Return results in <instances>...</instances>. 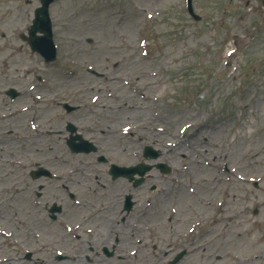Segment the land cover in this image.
Listing matches in <instances>:
<instances>
[{
	"label": "rangeland",
	"instance_id": "obj_1",
	"mask_svg": "<svg viewBox=\"0 0 264 264\" xmlns=\"http://www.w3.org/2000/svg\"><path fill=\"white\" fill-rule=\"evenodd\" d=\"M262 1L193 0L198 19L187 0H55L57 59L47 65L23 39L39 0H0V264H168L182 251L188 254L178 264H264ZM148 71L151 85L140 87L137 76ZM9 88L20 93L15 101ZM142 93L148 109L138 110ZM125 104L136 105L135 119ZM159 113L167 118L160 128L120 135ZM69 124L98 152L72 153ZM182 139L191 141L180 145L186 151L168 153ZM145 147L158 157L144 158ZM227 162L253 180H235ZM138 163L152 167L142 186L109 175L112 164ZM37 165L54 177L32 180ZM225 200L236 216L211 223ZM53 205L63 209L57 221L47 213ZM132 223L142 225L128 241ZM107 232L111 241L99 245Z\"/></svg>",
	"mask_w": 264,
	"mask_h": 264
},
{
	"label": "bare ground",
	"instance_id": "obj_2",
	"mask_svg": "<svg viewBox=\"0 0 264 264\" xmlns=\"http://www.w3.org/2000/svg\"><path fill=\"white\" fill-rule=\"evenodd\" d=\"M145 16V15H144ZM147 16H148V13H147ZM113 31H115V30H113ZM2 33V27L0 26V34ZM121 47H123V45H121ZM72 63L75 65V67L77 68V69H83V70H85L86 69V72H87V74H89V73H91L88 69H90L89 67H86V64H84L83 62L82 63H78V62H76V61H72ZM84 74H85V72H83ZM154 75H155V73L154 72H152V71H148V72H145V73H140L138 76H137V79H139V85H140V87H142V86H144V85H151V82H150V79H152V77H154ZM122 79H123V77L122 76H118V77H116L115 79H113V81H115V82H117V83H119V82H121L122 81ZM146 82V83H145ZM116 92H118V89H116ZM109 95L110 96H112V95H114V97L116 96L113 92H110L109 93ZM120 97V96H119ZM118 97V99H120ZM98 97H95V99H97ZM151 98V97H150ZM148 99H149V97L146 95V94H144V93H142V100L145 102V106L144 105H140V106H138L139 108H138V110L139 109H141V110H144V108H146V109H148V105L146 104V102L148 101ZM125 105H128V104H125ZM124 106V105H123ZM128 106H130V110H132V112L134 113V114H131V116H132V118H136L137 117V114H138V112H136L137 111V109H134L135 108V106L136 105H128ZM186 111V110H185ZM185 111H183V112H181V113H177L179 116H181V117H184L185 115H186V112ZM164 112H165V109H164ZM168 112V111H167ZM167 112H165V113H167ZM142 114V113H141ZM143 115H144V113H143ZM142 117V116H141ZM139 118V119H137V120H135V121H133V122H130L129 123V125L127 126V127H122L121 129H122V132H121V136H124L125 135V132H124V130L126 131V130H128V131H130L131 133H136L138 130L137 129H139V130H142V129H145V130H151V131H153V130H155V129H158V128H160L162 125V123H163V121H164V119H167V118H165L164 117V113H159V114H148V115H145V118L143 119V118ZM164 117V118H163ZM201 119H200V117H197L196 119H194L193 121L194 122H196V121H200ZM36 123H37V121H36ZM213 128H216V129H218V128H220V126H217V125H215ZM183 129H187V128H183ZM53 130H56V129H53ZM115 133H117V132H115ZM114 134V133H113ZM139 138H142V139H146L144 136H142V135H139ZM210 138V137H209ZM212 142V145L214 146V147H216L217 146V142L216 141H214V140H212L211 138H210V143ZM186 143H188V144H190L191 143V141H188V140H186V139H182V140H180V141H178V142H175V147H176V145H178V147H180V145L181 144H186ZM174 147V148H175ZM184 151H186L185 150V148L184 147H180V148H177L176 150H171L170 152H168V153H175V154H177V153H181V152H184ZM251 151H253V150H251ZM131 155L132 156H134V157H136V151H131ZM257 155H259L260 156V154L258 153V152H256V153H253L252 154V159H254L255 160V156H257ZM222 157V156H221ZM224 159L225 160H229V154H226V155H224ZM221 165V164H220ZM219 164H217V163H215V168L219 171L220 170V166ZM226 169L228 170V173L231 175V176H233L234 177V179L235 180H237V181H244V179L246 180V181H248V182H251L252 180H253V176H248L247 178H245V177H241V176H239L237 173H236V171L233 169V165L231 166V164L229 163V162H227L226 163ZM248 175V174H247ZM120 185H123L124 183L123 182H120L119 183ZM118 185V184H117ZM116 185V186H117ZM228 204H229V200H225L224 202H219L218 204H217V206H216V213H215V215H213V218H214V220H213V223H219V222H221L222 220H231V219H233L236 215H233L231 212H230V208L228 207L227 208V206H228ZM208 206H209V208L211 209V207H212V203H211V201L209 200L208 201ZM116 206L114 205V208H113V210H115L116 208H115ZM136 214H138V212H136ZM3 212H0V218L1 217H3ZM114 216V217H113ZM15 217H16V213H15V215L14 216H12L11 217V219L13 220V222L15 221ZM105 219H106V223H105V225H106V227L108 226L107 224H114V222H115V220H116V218H117V215H110L109 216V218H107V217H104ZM101 219H103V218H101ZM100 219V220H101ZM103 221V220H102ZM129 235H127V236H125L124 238H126L128 241L130 240L131 241V238H136V236H137V233H138V231H139V229L141 228V224L140 223H132V224H130L129 225ZM118 227H116V228H114V230H116ZM211 232H212V230H209L208 229V233L210 234V239L212 240L213 239V236L214 235H212L211 234ZM112 233H113V231H112ZM207 233V234H208ZM112 235V234H111ZM111 235H109L108 234V232H107V234L104 236L103 235V233H102V236H101V239L99 240V242H98V244L100 245V244H103V243H106L107 241L108 242H110L111 241ZM97 236V235H96ZM107 236H109V237H107ZM105 237V238H104ZM201 237L202 236H200L199 238H198V242H193V246H194V250H199L200 249V246L199 245H197V243H199L200 242V239H201ZM97 241V240H96ZM216 244H218V239H217V242H216ZM141 250V249H140ZM139 250V251H140ZM139 258H140V256H139V253H138V255H137ZM141 257H142V255H141ZM221 258V257H220ZM233 259H237V262H238V256L236 255ZM48 264V263H47ZM242 264V263H241Z\"/></svg>",
	"mask_w": 264,
	"mask_h": 264
},
{
	"label": "water",
	"instance_id": "obj_3",
	"mask_svg": "<svg viewBox=\"0 0 264 264\" xmlns=\"http://www.w3.org/2000/svg\"><path fill=\"white\" fill-rule=\"evenodd\" d=\"M51 2H53V0H42L43 7L41 9L37 10L36 21H35L34 26L31 28V31H30V34H31L30 42H31V46H32L33 50L40 52L43 56L46 57V60L48 62L54 61L55 57H56L55 49L52 45L51 24H50L49 17H48V8H49V5L51 4ZM37 32H41L43 34V36L40 38L35 37ZM77 138L78 137H76L75 139H72L69 142V146L74 152H87L88 153V152H91L93 150V149L87 147V145H86L87 142H83L81 145L75 144L74 141ZM152 153H153V151L150 148H147L145 155H146V157L150 156L152 158H157V154L156 153L152 154ZM159 167L163 171L165 170V168L167 169V167L165 165L159 166ZM150 169H151V167L144 166V165L134 167V168H129V169L118 168V167L114 166L113 169L111 170V174H113L114 178H118L121 176V174H123L122 176H127L132 181L133 175L135 173H138L142 177L140 180H137L135 182V186H138L139 184H141L143 182V176ZM166 172H168V171H166ZM44 174L49 175L48 172H44ZM38 176H36V177H38Z\"/></svg>",
	"mask_w": 264,
	"mask_h": 264
}]
</instances>
